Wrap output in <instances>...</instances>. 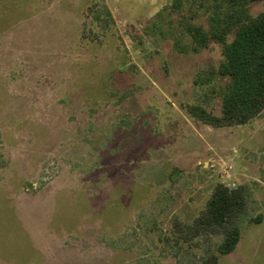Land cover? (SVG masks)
Segmentation results:
<instances>
[{
    "label": "rangeland",
    "instance_id": "obj_1",
    "mask_svg": "<svg viewBox=\"0 0 264 264\" xmlns=\"http://www.w3.org/2000/svg\"><path fill=\"white\" fill-rule=\"evenodd\" d=\"M95 1L0 0V264H199L165 238L217 182L248 184L263 219L216 264H264V111L193 117L220 113L219 87L194 82L222 59L191 50L201 22L172 0H103L104 30Z\"/></svg>",
    "mask_w": 264,
    "mask_h": 264
},
{
    "label": "trees",
    "instance_id": "obj_2",
    "mask_svg": "<svg viewBox=\"0 0 264 264\" xmlns=\"http://www.w3.org/2000/svg\"><path fill=\"white\" fill-rule=\"evenodd\" d=\"M256 3L264 0H172L170 4L180 17L201 22L189 29L192 51L198 52L210 42L222 48L218 64L200 71L194 80L196 85L214 82L219 87L220 113L199 103L185 105L188 113L212 127L243 125L264 111V9L253 14ZM87 15L104 30L114 25L103 0L92 3ZM251 207L248 184L217 182L191 221L172 219L166 242L175 254L181 252L199 264H216L236 249L243 223L262 221L263 215L253 216Z\"/></svg>",
    "mask_w": 264,
    "mask_h": 264
}]
</instances>
